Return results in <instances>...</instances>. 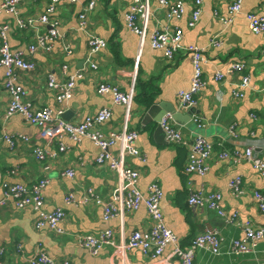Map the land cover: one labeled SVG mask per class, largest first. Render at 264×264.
<instances>
[{"label": "crops", "instance_id": "0c3cea01", "mask_svg": "<svg viewBox=\"0 0 264 264\" xmlns=\"http://www.w3.org/2000/svg\"><path fill=\"white\" fill-rule=\"evenodd\" d=\"M48 1L25 0L17 4V17L38 18L45 13ZM91 1L94 5L85 15L86 30L81 31L78 15ZM132 1L79 0L74 4L60 1L47 24L36 22L27 29H18L15 16L0 10V24L9 26L10 48L15 53L21 51L25 60L36 65L34 71H16L17 83L22 85L27 100L35 109L48 107L53 116L61 111L62 118L64 113L69 112L71 114H65L63 119L79 124L94 117L100 109L109 108L111 119L98 126L105 136L130 131L137 133L133 146L138 155H131L126 150L127 145L118 143L111 146L109 152L116 157L125 150L124 163L139 174L135 187L144 198L149 184L157 183L161 187L163 197L160 209L164 222L180 240L179 245H187L191 237L202 232L207 225L220 230L223 238L220 255L198 250L194 264H264V241L259 243L255 254L232 256L229 244L240 236L239 228L224 225L214 212L187 204L190 191L219 192L223 207L237 212L240 221L249 220L254 225L264 226V216L254 195L257 191L264 194V179L257 175L250 163L242 160L233 164L231 161L235 153L243 154L248 148L264 161V33L253 34L246 19L249 13L264 17V0H243L241 11L232 23L227 22L230 14L226 0H202V12L194 27H188L193 0H180L183 13L177 18H168L159 0H146L148 35L162 28L182 32L183 49L178 50L172 60L165 59L162 50L150 47L148 38H138L126 29L125 15ZM49 23L55 24L59 33L51 51L36 50L31 53L28 47L35 43L36 36L49 31ZM90 35L106 41V47L91 58V63L97 66L96 70L91 68V64H85ZM215 41L218 46L213 45ZM188 46L203 49L206 84L194 98V105L186 108L181 106L178 95L190 86L191 58L184 50ZM82 63L85 73L76 81L72 99L57 103L53 92L47 89V76L54 74L58 81H62V66L68 68L65 75L68 78L82 69ZM231 63H241L245 69L217 81L215 73L228 71ZM243 76L249 79L248 87L241 98L234 97L235 84ZM3 80L0 69V134L5 132L13 137H24L26 141L19 140L13 151L9 150L6 142L0 141V201L3 197L1 183L4 181L29 186L47 178L49 182L43 192L44 210L62 214L57 224L62 233L56 234L47 227L36 229V213L31 209H15L12 202L0 205L3 260L21 264L42 248L57 263L156 264L155 260L148 259L136 249L116 255L114 246L108 245L92 255L81 246L77 238L79 235H98L110 229L116 245L127 241L133 231L150 229L147 210L141 205L135 211L106 221L101 206L93 202L77 204L76 201L84 197L88 189L102 201L117 204V196H126L132 187L119 184L116 173L107 164H97L100 149L89 139L78 143L68 138L44 140L39 136V129L25 122L20 115L5 117L9 97L3 89ZM103 83L117 86L121 92L133 88L132 113L127 123L123 122L125 112L122 106L115 105L109 95L97 94V86ZM153 103L173 106L181 113L192 111L193 119L198 118L205 127L180 126L182 143L170 144L162 131H156L157 124L152 121V117H158V114L153 113L151 118L146 114ZM197 134L209 139L213 146L208 170L203 176L185 172ZM60 144L66 147L63 151ZM34 148L45 151L43 161L32 155ZM223 152L228 153L229 158L220 157ZM68 169L74 171L72 177L65 175ZM233 177L241 179L244 190L241 196H233L226 188ZM69 195L74 203L66 202ZM170 250L171 247H167L157 261H161Z\"/></svg>", "mask_w": 264, "mask_h": 264}, {"label": "built area", "instance_id": "2783aa9c", "mask_svg": "<svg viewBox=\"0 0 264 264\" xmlns=\"http://www.w3.org/2000/svg\"><path fill=\"white\" fill-rule=\"evenodd\" d=\"M19 1L20 0H1L0 10L15 16V25L18 29H27L32 27L37 21L47 24L49 16L55 12L56 4L61 0H50V3L47 4L45 13L40 15L37 20L34 19L35 17H32L27 18L25 21L24 19L17 17L16 14V6ZM62 1L74 4L79 0ZM226 1L230 14V18L227 20L229 23L232 21V15L234 13L238 14L241 11L243 0ZM159 2L162 6L168 8L167 17L169 18L179 17L183 12V5L179 0H159ZM93 5L94 3L92 1L89 2L82 9V12L79 13V30L84 31L86 29V24L83 20L86 12L88 10L90 11ZM146 12V0H133L130 12L125 16L127 27L141 36L146 30V22L148 19ZM201 12L202 0H193V6L190 14L191 18L188 23L189 27H193L198 22ZM246 19L248 21L249 30L253 34L264 33V17H259L254 13H249L246 15ZM49 25L50 29L47 34L36 36L35 43L28 47V50L31 53L36 50L51 51L59 33L55 24L49 23ZM8 30V25L0 24V68L5 70L2 86L4 91L8 93L9 97L5 117L13 115L23 116L31 124L40 128L39 136L44 140L53 141L68 138L72 142L78 143L82 139H89L100 149V153L96 158L97 164H107L108 167L116 173L118 183L120 184H124L125 182L130 184L137 183L139 174L124 163L123 154H119L115 157L108 149L116 143L125 142L124 145H127V152L133 156L138 155V150L133 146V143L138 137L137 133L135 131H130L125 134L111 133L108 136H105L98 128H96V126L101 125L110 119L111 110L106 108L100 109L94 117L87 118L84 122L79 124H72L71 122L63 120L61 118L62 112L60 111L57 117H54L55 119L53 120L55 121L50 123L52 121L51 109L48 107L35 109L32 103L27 100V94L22 85L17 83L13 70L31 71L34 70L35 65L32 62H26L21 51H17L16 53L11 51L8 42ZM180 35L181 33L178 30L170 31L167 28H162L159 31L155 30L150 36L151 45L155 49L162 50L164 52L165 59L172 60L175 50L177 49L178 51L181 49ZM105 47V43L100 38L91 36L88 41V59L85 61V64H90L92 61L91 57ZM186 53L190 54L191 66L193 64V72L189 88L187 91L180 92L178 96L181 106L188 108L194 105L193 96L204 85L201 79L202 75L199 65L204 63L205 58L202 55L201 49L194 46H188ZM91 68L96 69L97 67L94 64H91ZM232 68L233 71H238L244 68V65L235 64ZM67 69L68 68L66 66H62L61 77H65ZM84 73L85 70L77 71L62 81H58L54 74H50L48 76L46 86L49 91L53 92L57 103L67 102L72 99L76 81L83 77ZM227 74L230 73L228 71H226L225 74L220 72L216 73L215 79L222 80ZM248 81V77L243 78L241 88L247 87ZM97 94L110 95L115 105H123L125 121H128L132 104L131 101L134 94L133 88H131L128 92L122 93L117 86L100 85L97 90ZM170 121L171 119H162L160 121V127L163 131L164 138L170 144L179 145L182 143L181 132H179V129H176ZM194 121L198 127L200 125L198 120L195 118ZM13 136L14 135L9 136L7 134L2 135L1 133L0 141L6 142L9 149H14L19 140L26 141V138L24 137L18 138ZM60 150H64L61 144ZM211 152V144L200 136L196 137L193 141L191 151L189 152L185 172L188 174L196 173L200 176L205 175L208 170ZM32 153L39 161H43L46 158V153L43 149L34 148ZM228 156V153L223 152L220 154V157L222 158H226ZM242 160L250 163L252 168L264 178V161L254 155L251 148L246 149L243 154L235 153L233 155V163H239ZM67 175L68 177H72V173H67ZM48 182L49 180L47 178H43L31 186L11 183V185L5 184L2 189L3 197L0 201V205L12 202L15 209L22 210L29 208L36 213V229L47 227L54 230L55 233L61 234L62 231L57 227V224L62 218L61 212L55 211L49 213L43 208V192ZM157 185L158 184L156 183H151L149 185L148 196H146V198H142L140 196V192L133 189L131 193L119 200L120 203L114 204V202L111 201L106 202V204L101 206L103 210V218L108 221L118 216L122 210L125 212H132L137 210L141 205H144L152 221L150 226L152 227L151 230L133 231L127 241L121 245L118 244L117 248L127 251L136 249L148 259L155 260L156 264H193L195 250L198 247L204 246L212 249L217 254L220 246L215 229H207L205 234L195 237L192 241V246L185 251L180 249L177 236L174 235V233L164 224L163 215L159 206L162 193ZM227 187L234 196H239L243 193V190L241 189V179L239 177H235L230 180ZM255 197L258 202L259 211L264 216V196L256 192ZM221 198L222 196L219 192L206 194L202 191H198L196 193H191L187 200L188 204L191 206H202L203 204H206L207 208L213 210L216 209V214L219 217H223L227 223H233V225L240 228L242 238L233 242L231 248L233 254L238 256L255 254L257 252L258 243L260 241H264V226L254 225L249 220L240 221L241 219L236 212H227L226 214L225 211L221 210ZM92 199L96 203H100V201H102L93 195L91 189H88L82 202L87 203L92 201ZM66 202L70 204L75 201L73 197L69 195L66 198ZM145 202L148 204V208L146 207ZM107 240H110V246H114L112 230H107L97 236L88 234L79 238L81 245L93 255L97 254L99 250L105 247ZM169 246L171 247L170 252L161 261H157L164 254L165 249ZM2 256L3 250L0 248V264H8L4 262ZM26 264H69V262H54L43 251H38V255L30 259Z\"/></svg>", "mask_w": 264, "mask_h": 264}, {"label": "bare ground", "instance_id": "6f19581e", "mask_svg": "<svg viewBox=\"0 0 264 264\" xmlns=\"http://www.w3.org/2000/svg\"><path fill=\"white\" fill-rule=\"evenodd\" d=\"M22 1H25V0H20L17 4H19V3H21ZM33 1H35V0H33ZM62 1V0H61ZM60 1H58V3H59ZM93 2V1H92ZM48 3H50V0L48 1ZM47 3V4H48ZM57 3V4H58ZM94 3V2H93ZM56 4V5H57ZM92 8H93V6H92ZM166 9V13H167V11H168V8H165ZM92 10V9H91ZM89 11V10H88ZM130 12V9L128 10V13ZM147 13V16H148V12H146ZM80 15V14H79ZM79 15H78V19H79ZM236 15H238V14H236V13H234L233 15H232V21H233V19H234V17L236 16ZM126 16V15H125ZM169 18V17H168ZM175 18H177V17H175ZM34 19H36L37 20V18H34ZM25 20H27V18L26 19H24V21ZM84 23L85 24H87L86 23V19L84 18ZM147 21H148V19H147ZM232 21H231V23H232ZM38 22V21H37ZM146 24H147V22H146ZM226 24V23H225ZM249 26V25H248ZM125 27H126V29L129 31V32H131L132 34H134V35H136L138 38H148L149 39V44H150V47H152V45H151V39H150V36H151V34H152V32L153 31H155V30H157V29H155V30H153V31H151L150 32V34L148 35V33L146 32V30H145V32L142 34V36L141 35H139V34H136L135 32H133L130 28H128L127 27V25H126V20H125ZM249 28V27H248ZM86 30V29H85ZM84 30V31H85ZM178 31H180V33H181V35H180V41L182 40V32H181V30H178ZM91 36H94V35H90V36H88V41H89V39H90V37ZM101 39V38H100ZM104 43H105V45H106V41L104 40V39H101ZM55 41H56V39H55ZM88 41H87V46H88ZM213 45L214 46H218L219 44H218V42H213ZM9 47H10V45H9ZM153 48V47H152ZM196 48H198V49H200L199 47H196ZM11 49V48H10ZM153 49H155V48H153ZM11 51H12V49H11ZM99 52V51H98ZM97 52V53H98ZM96 53V54H97ZM177 53V49L175 50V54ZM95 55V54H94ZM93 55V56H94ZM92 58V57H91ZM25 60V59H24ZM26 62H30V61H28V60H25ZM34 65H35V63H34ZM192 67H193V64H192ZM199 67H200V69H201V75L203 76V64H200L199 65ZM35 68H36V65H35ZM34 68V69H35ZM2 71H3V76H5V74H4V72H5V70L4 69H2V68H0ZM80 70H84V69H80ZM80 70H78V71H80ZM16 71H18V70H16V69H14L13 70V73H14V75H15V78L17 77V74H16ZM23 71H26V70H23ZM31 71H34V70H31ZM77 72V71H76ZM228 72L230 73V75H232V74H234V73H236L237 71H233V68H232V66H230V69L228 70ZM216 73H219V72H216ZM50 75V74H49ZM48 75V76H49ZM48 76H47V82H48ZM245 77H247V76H244L243 78H245ZM67 77L65 76L64 77V80L66 79ZM82 78V77H81ZM80 78V79H81ZM47 82H46V85H47ZM100 85H112V84H99L98 86H97V88H96V92H97V90H98V88H99V86ZM112 86H114V85H112ZM248 87V86H247ZM244 88H246V87H244ZM7 93V92H6ZM122 93H125V92H122ZM8 94V93H7ZM68 102V101H67ZM133 102V97H132V101H131V103ZM119 106H122V107H124L123 105H121V104H118ZM43 108H45V107H42V109ZM58 113H60V111H57V113H56V115H58ZM131 113H132V111H130V117H131ZM56 115L55 116H53L52 115V110H51V119H52V121L50 122V123H53V121H55V120H53V119H55L54 117H56ZM24 120H25V122H27V123H29V124H31L26 118H24L23 116H21ZM161 119H171V115L169 114V113H166V114H164L163 116H162V118ZM123 122H125V123H127L126 121H123ZM156 123V122H155ZM157 124V123H156ZM32 125H34V124H32ZM128 126V125H127ZM182 126H184V125H182ZM38 128V127H37ZM39 130H40V128H38ZM179 132H180V129H179ZM3 134H7V133H5V132H2V135ZM7 135H9V136H12V135H10V134H7ZM194 138H196V137H194ZM203 138V137H202ZM72 142V141H71ZM73 143H75V142H73ZM125 142H119L118 144H120V145H123ZM117 144V143H116ZM62 145V147H63V149H65L66 147L63 145V144H61ZM115 145V144H114ZM113 146V145H112ZM111 147V146H110ZM109 147V148H110ZM108 148V149H109ZM121 148H122V146H121ZM15 149V148H14ZM14 149H9L10 151H13ZM125 152V150L123 151V152H120V154H123ZM252 152H253V150H252ZM232 163H233V161H232ZM233 164H237V163H233ZM67 173H72V176L74 175V171L73 170H71V169H68L66 172H65V175H67ZM191 174H196V173H191ZM198 175V174H197ZM68 176V175H67ZM240 178V177H239ZM41 180V179H40ZM232 180V179H231ZM229 183V182H228ZM5 184H7V185H11L9 182H6V181H4V182H2L1 183V189H3V187H4V185ZM124 184H128V185H130L131 187H132V190H131V192L133 191V189H136V187H135V185H136V183L135 184H130V183H128V182H125ZM20 185H24V184H20ZM33 185V184H32ZM48 185V184H47ZM47 185H46V187H47ZM150 185V184H149ZM149 185L147 186V189H146V191H147V196H148V187H149ZM228 185V184H227ZM26 186H28V185H26ZM29 186H31V185H29ZM158 186V188L160 189V192L162 193V196H163V191H162V189H161V187L159 186V185H157ZM227 189H228V187H226ZM46 189V188H45ZM137 190V189H136ZM130 192V193H131ZM258 192V191H257ZM204 193H206V194H208V193H211V192H204ZM256 193V192H255ZM258 193H260L261 194V192H258ZM243 194V193H242ZM241 194V195H242ZM95 197H97L95 194H93ZM128 195V194H127ZM240 195V196H241ZM255 195V194H254ZM264 195V194H263ZM140 196L143 198V195L140 193ZM222 196V195H221ZM238 197V196H237ZM255 199H256V197H255ZM90 202H93V203H96L93 199H92V201H90ZM256 202H257V199H256ZM68 203V202H67ZM104 204H106V201H100V203H96L95 205H98V206H102V205H104ZM221 206H222V198H221ZM36 223V222H35ZM35 223H34V226H35ZM166 226V225H165ZM167 227V226H166ZM44 228V227H43ZM152 228V227H151ZM151 228L149 229V230H151ZM168 228V227H167ZM42 229V228H41ZM40 230V229H39ZM101 233H103V232H100L99 234H101ZM98 234V235H99ZM97 236V235H96ZM113 242L115 243V241H114V236H113ZM38 251H43L42 250V248L41 249H39V250H37L35 253H34V255L33 256H31V257H29L24 263H21V264H26V263H28L29 262V260L30 259H32V258H34V257H36L37 255H38ZM44 252V251H43ZM45 253V252H44ZM238 256V255H237Z\"/></svg>", "mask_w": 264, "mask_h": 264}, {"label": "trees", "instance_id": "16d2710c", "mask_svg": "<svg viewBox=\"0 0 264 264\" xmlns=\"http://www.w3.org/2000/svg\"><path fill=\"white\" fill-rule=\"evenodd\" d=\"M180 1V0H179ZM229 1V0H228ZM193 6V5H192ZM164 7V6H163ZM164 8H166V7H164ZM183 13V12H182ZM182 13H181V15H182ZM240 13V12H239ZM180 15V16H181ZM179 16V17H180ZM190 18H191V16H190ZM190 18H189V21H190ZM189 21H188V23H189ZM196 25V24H195ZM194 25V26H195ZM16 26V25H15ZM193 26V27H194ZM189 27V26H188ZM47 34V33H46ZM217 42V41H216ZM219 44V43H218ZM188 47H185V49L184 50H186ZM181 49H183L182 48V46H181ZM201 49V48H200ZM201 51H202V55H203V49H201ZM203 57H204V55H203ZM90 64H92V63H90ZM237 65V64H241V63H231L229 66H233V65ZM96 66V65H95ZM97 67V66H96ZM97 69V68H96ZM96 69H93V70H96ZM245 69V66H244V68H242V69H240V70H238L236 73L237 74H239V73H241V72H243V70ZM192 72H193V69H192ZM220 73H226V71L225 72H220ZM215 75H216V73H215ZM228 75V74H227ZM244 77V76H243ZM243 77L241 78V80H240V82L239 83H236L235 84V90L233 91V96L234 97H237V98H241L242 97V93H243V91L247 88H241V84H242V79H243ZM201 79H202V82L204 83V85L202 86V88L197 92V93H195L194 94V96H193V100H194V98L199 94V92L203 89V87L205 86V84H206V82H205V78H204V76H201ZM217 80V79H216ZM217 81H219V80H217ZM135 84V83H134ZM136 86V85H135ZM135 88V87H134ZM110 96V95H109ZM111 97V96H110ZM112 98V97H111ZM113 101V100H112ZM149 103H151V102H149ZM194 103H195V101H194ZM146 106H148V105H146ZM106 109H109V108H106ZM111 110V109H110ZM111 117H112V111H111ZM111 117H110V119H111ZM62 118V117H61ZM63 119V118H62ZM109 119V120H110ZM64 120V119H63ZM197 120H198V123L200 124L198 127L196 126V129H202V128H204L205 127V124L204 123H202L198 118H197ZM66 121V120H65ZM68 122V121H67ZM107 122V121H106ZM105 123V122H104ZM197 125V124H196ZM201 125H202V127H201ZM99 126V125H98ZM98 126H96V128H98ZM198 136H200V137H203L204 139H206L210 144H211V146H212V143L210 142V140L209 139H207L206 137H204V136H202V135H200V134H197V135H195V137H198ZM195 139V138H194ZM194 141V140H193ZM212 151H213V146H212ZM33 155V154H32ZM211 156H212V152H211ZM226 158H229V156L228 157H226ZM210 159H211V157H210ZM261 159V158H260ZM231 161H233V158H231ZM254 170V169H253ZM255 171V170H254ZM256 172V171H255ZM257 173V172H256ZM257 175L259 176V177H261L258 173H257ZM235 177H233L232 179H234ZM261 178H263V177H261ZM264 179V178H263ZM241 189H242V185H241ZM243 190V189H242ZM243 192H244V190H243ZM191 193H196V192H192V191H190L189 192V195L191 194ZM232 194V193H231ZM262 194V193H261ZM189 195H188V197H189ZM233 195V194H232ZM263 195V194H262ZM234 196V195H233ZM240 196V195H239ZM264 196V195H263ZM163 197V196H162ZM162 197H161V199H162ZM235 197H237V196H235ZM161 199H160V202H161ZM188 199V198H187ZM187 204H188V200H187ZM189 205V204H188ZM159 206H160V203H159ZM190 207H191V205H189ZM257 206H258V202H257ZM192 207H196L197 209H206V210H209V211H211V212H214V213H216V209L215 210H213V209H209V208H207V205L206 204H203L202 206H192ZM258 209H259V206H258ZM161 210V209H160ZM221 210H223V211H225V213L227 214V212L228 213H230V212H235V211H227L224 207H223V205H222V208H221ZM161 213H162V211H161ZM237 213V212H236ZM238 214V213H237ZM163 215V214H162ZM217 215V214H216ZM218 216V215H217ZM149 218H150V216H149ZM218 218L223 222V224L224 225H226V226H234V227H236L235 225H233V223H227L225 220H224V218L223 217H219L218 216ZM151 220V219H150ZM163 221H164V218H163ZM151 224H152V221H151ZM164 224H165V222H164ZM166 225V224H165ZM207 229H215V231L217 232V239H218V241H219V252L216 254L212 249H210V248H208V247H206V246H204V247H198L196 250H195V254H196V252L198 251V250H205V251H207V252H209L210 254H212V255H214V256H217V255H220V253H221V247H222V244H223V238H222V236H221V233H220V230L219 229H217V228H213V227H211V226H205V228L203 229V231L202 232H200V233H197V234H195L193 237H191V239H190V241L188 242V244L187 245H185V246H182V245H180V249L182 250V251H185L186 249H188V248H190L191 246H192V241H193V239L195 238V237H197V236H199V235H203V234H205V231L207 230ZM239 231H240V236L238 237V238H236V239H233V240H231V242H230V244H229V253L232 255V256H237V255H235V254H233L232 253V250H231V248H232V244H233V242L234 241H236V240H240L241 238H242V232H241V230H240V228H239ZM178 238V237H177ZM180 242V240L178 239V243ZM261 242H263V241H260L259 243H261ZM259 243H258V245H259ZM258 245H257V247H258ZM247 255H249V254H247ZM194 259H195V255H194V258H193V264H194Z\"/></svg>", "mask_w": 264, "mask_h": 264}, {"label": "water", "instance_id": "95a60500", "mask_svg": "<svg viewBox=\"0 0 264 264\" xmlns=\"http://www.w3.org/2000/svg\"><path fill=\"white\" fill-rule=\"evenodd\" d=\"M81 67L83 68V63L81 64ZM192 110V109H189ZM156 113L158 114V117H152V121L157 123V129L156 131H162L160 127V121L164 114L169 113L171 115V124L176 128L179 129L180 126L184 125L186 128H196V123L193 119V112L189 111L187 113H181L180 111H177L174 109L173 106H165L161 103H153L146 111V114L149 118H151L152 114ZM65 114H71L69 112L64 113ZM63 115V118H64ZM163 132V131H162ZM164 135V134H163Z\"/></svg>", "mask_w": 264, "mask_h": 264}, {"label": "rangeland", "instance_id": "374dc122", "mask_svg": "<svg viewBox=\"0 0 264 264\" xmlns=\"http://www.w3.org/2000/svg\"><path fill=\"white\" fill-rule=\"evenodd\" d=\"M57 7V6H56ZM133 170V169H132ZM135 171V170H134ZM117 182H118V180H117ZM120 184V183H119ZM157 184V183H156ZM86 195V194H85ZM85 195H84V197H85ZM84 197H82L80 200H77L76 201V203L77 204H84L85 202H82L83 200H84ZM124 196H117V198L115 199V202L118 204V203H120L119 202V200L120 199H122ZM88 203V202H87ZM96 204V203H95ZM145 205H146V207L148 208V204L145 202ZM43 208H44V205H43ZM120 210H121V205H120ZM120 212V211H119ZM125 213V211H121L119 214H118V216H121V215H123ZM108 230H110V229H108ZM107 231V230H106ZM105 232V231H104ZM112 233H113V231H112ZM57 234V233H56ZM114 234V233H113ZM88 235V234H87ZM92 235H96V234H92ZM81 236H85V235H79L77 238H78V240H79V238L81 237ZM114 236V235H113ZM80 242V241H79ZM126 242V241H125ZM109 243H110V240H107L106 241V245H105V247L106 246H108L109 245ZM122 243H124V242H120V243H117L116 245H114V248H115V254L116 255H120L121 253H124V252H126L127 250H121L120 248H117V245L119 244V245H121ZM115 244V243H114ZM82 246V245H81ZM83 247V246H82ZM104 248V247H103ZM3 250V249H2ZM100 251V250H99ZM98 253V252H97ZM3 255H4V250H3ZM93 255V254H92ZM96 255V254H95ZM3 257V256H2ZM115 260H118V258H115ZM4 262H6V261H4ZM6 263H8V264H11V263H9V262H6Z\"/></svg>", "mask_w": 264, "mask_h": 264}, {"label": "clouds", "instance_id": "9594fccd", "mask_svg": "<svg viewBox=\"0 0 264 264\" xmlns=\"http://www.w3.org/2000/svg\"><path fill=\"white\" fill-rule=\"evenodd\" d=\"M162 120V119H161Z\"/></svg>", "mask_w": 264, "mask_h": 264}]
</instances>
